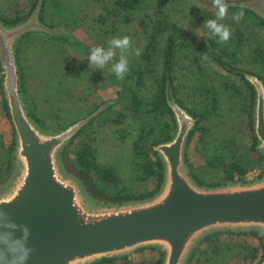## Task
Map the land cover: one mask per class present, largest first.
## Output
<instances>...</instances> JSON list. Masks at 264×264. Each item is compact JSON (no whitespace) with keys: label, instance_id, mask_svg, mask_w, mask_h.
Masks as SVG:
<instances>
[{"label":"water","instance_id":"95a60500","mask_svg":"<svg viewBox=\"0 0 264 264\" xmlns=\"http://www.w3.org/2000/svg\"><path fill=\"white\" fill-rule=\"evenodd\" d=\"M264 18V4L257 11ZM35 22L41 23L38 10ZM0 22L2 88L15 130L14 169L0 184V204L31 230L27 264H88L102 256L155 245L161 264H184L194 244L219 229L254 228L264 237V173L255 180L199 184L188 172L184 149L196 117L179 104L166 75L165 98L173 111V135L153 145L163 162V181L151 196L120 202L94 197L81 178L64 166L61 152L97 114L94 110L56 130H44L27 113L19 91L14 43L27 29L7 32ZM255 89L253 126L257 146L264 141V83L243 69ZM260 149V148H259ZM264 157V149H260ZM19 235V233H17ZM258 264H264V255Z\"/></svg>","mask_w":264,"mask_h":264},{"label":"trees","instance_id":"16d2710c","mask_svg":"<svg viewBox=\"0 0 264 264\" xmlns=\"http://www.w3.org/2000/svg\"><path fill=\"white\" fill-rule=\"evenodd\" d=\"M160 0H113V3L125 10L143 8L149 3H156ZM212 2V0H210ZM158 2L156 3L158 5ZM150 3V4H151ZM213 3V2H212ZM229 10L237 12L240 5H245V16L256 20L259 25L264 26V18L254 9L250 8L246 2L240 0H227ZM3 10H0V22L6 26H14L21 23L34 11L38 10V18L44 22L47 19L48 0H3ZM157 10H160L157 7ZM160 12V11H159ZM51 19V18H50ZM63 23L74 26L76 18L73 14L59 18ZM145 17L141 18L140 23L146 28V42L141 49L140 60H130V72L125 75L130 79L132 85H128L124 80L118 79L114 73L110 74L111 83L117 84L118 95L115 102L126 98L122 106L128 111L127 114L120 112L114 121L123 122L124 116L131 117L129 124H124L121 128H116L119 136H128L134 131L133 127L138 122V129L131 140L130 155L128 161L131 162L130 182L125 181L117 168L108 164H101L97 160L96 147L93 143V131L89 126L97 113L89 121L80 127L72 136L66 147L62 150V160L64 166L69 172L79 176L85 184L87 190L96 198L109 202H120L131 199H140L156 193L163 181V162L157 154L153 145L170 138L175 130V119L173 111L167 104L165 98L166 75L170 76L172 93L176 101L181 104L188 112L196 117L193 127L190 129L185 149L184 160L188 167V172L199 184L208 186L226 183L228 181H252L260 178L264 171V157L262 151L257 146V137L253 126V105L255 89L241 71H234V74L241 77L247 86V102L242 103L238 120H234L228 126H223L226 117L220 111L219 97L217 90L207 91L206 100L208 102L199 106L187 105L184 99L179 95L174 82L173 68L175 52L179 46L185 44L186 29L174 21L156 17L149 21L147 25ZM30 33L27 31L19 35L14 43L15 60L18 71L19 91L22 101L30 117L44 130H56L64 125L59 123L56 128L48 127L44 118L36 111L33 104L26 103V87L24 86L23 69L20 66L19 53L30 42ZM49 38L58 42H68L76 44L78 49L91 50L93 47L100 46L97 43L75 40L73 42L62 34H49ZM243 31L237 28L232 31V44L218 43V38H206L198 45L191 41V47L188 54L191 68H199L201 59L211 60L223 68L231 71V67L239 68L256 74L264 83V51L256 45L254 49V61L259 64L260 70L256 68L240 67L236 65L233 57L236 55L235 47L243 42ZM194 47V48H192ZM193 65H197L194 66ZM191 72L192 69H190ZM197 72V71H196ZM195 72V75L198 73ZM230 72V71H229ZM153 75L154 89L147 95L140 93L145 86L146 80ZM2 72L0 65V106L4 110L5 116L9 119V108L2 88ZM234 85L224 82L223 88ZM207 90V88H205ZM246 94V93H245ZM111 103V105H112ZM125 114V115H124ZM216 118L219 122L212 123ZM127 120V119H126ZM125 120V122H126ZM74 121V120H73ZM12 136L7 141H3L0 134V146L2 147L0 155V170L5 167L10 171L14 164L13 150L15 146V130L11 122ZM195 153L199 156L197 162L189 160V154ZM259 169L258 174L252 180H247L245 174L253 169ZM216 172H215V171ZM214 172L212 174L211 172ZM128 177V178H130ZM128 180V179H126ZM133 180V181H132ZM155 245H146L138 247L126 254L116 256H102L88 264H161L163 250ZM154 252V258L144 260L142 258H130L132 252ZM206 253L204 259L216 257L221 259V264H228V261L222 263L224 257L239 264H258L264 255V237L254 228L242 229H219L204 234L191 249L186 261L195 258L199 264L203 258L199 253ZM149 258V257H148ZM218 260V261H219Z\"/></svg>","mask_w":264,"mask_h":264},{"label":"rangeland","instance_id":"374dc122","mask_svg":"<svg viewBox=\"0 0 264 264\" xmlns=\"http://www.w3.org/2000/svg\"><path fill=\"white\" fill-rule=\"evenodd\" d=\"M240 1L246 2L250 8L256 11H261V6L264 4V0ZM2 2L3 0H0V10L4 9ZM150 3L143 8L125 10L117 7L113 0H48L47 19L44 22L40 21L39 25L35 22L36 11H34L19 23V26L6 29L7 32L12 33L20 30L22 25L26 27L43 25L45 27V30L32 28L19 33V35L26 31L30 33V42L19 53L24 86L26 87V103L33 104L41 118H44L47 126L52 128L58 127L59 123L66 125L94 110H97V113L101 112L89 126L94 135L93 143L96 147L97 160L101 164H108L117 168L127 182H130L131 179V162L128 161L131 140L138 129V122L136 121V126L133 127L134 131L128 136L121 138L117 134L116 128H121L126 123L129 124L130 121H127L131 117L124 116L123 122L114 121L120 112L128 113L122 106L128 97L126 95L123 101L121 100L118 104L112 103L115 102L118 95V85L111 83L110 74L113 73L111 63L104 69L90 68L87 57L91 50L78 49L76 44H69L68 42L54 41L49 38V34H62L73 42L78 39L84 42L97 43L105 48L108 47V41L113 37L129 36L133 42V49H142L146 42L144 32L146 27L140 23L141 18L145 17L148 25L152 19L165 16L183 26L187 33L186 40H184L185 44L179 46L173 61L174 82L179 95L187 105L197 107L204 104L209 100V98L206 100L207 91H219L220 111L226 117L222 125L226 127L240 118L238 114L240 107L243 101L247 102L248 88L241 77L234 74V71L206 59L199 61V68L194 67L197 65H193L194 68H191L192 64L188 56L191 41L198 45L208 38V30L204 27V23L207 19L215 18L216 9L213 3L210 0H160L158 5ZM157 7L160 10H157ZM69 13L76 18L74 26L67 25L59 19L61 15L64 16ZM233 13L229 10L228 17L222 23L229 26L232 31L240 28L243 31V36H245L240 45L233 44L232 47H229H235L236 55L233 60L240 67L260 70L259 64L254 61V49L256 45H259L264 51V26L247 16H244L237 23L232 19ZM232 43L234 41L229 40L225 44ZM127 58L128 61L138 60L142 62L140 56H136L134 51L127 54ZM116 59H119V50H117ZM195 72L198 75H195ZM123 80L126 84L132 85L130 79L124 77ZM224 82L234 85L237 90L231 86L224 89ZM154 86L153 75H151L146 80L145 86L141 88L140 93L147 95L154 89ZM211 122L218 123L219 121L213 118ZM0 134L4 142L12 136L11 122L5 116L1 106ZM1 150L2 147L0 146V155ZM198 159L199 156L194 152L189 154V160L197 162ZM14 165L10 171L6 170L5 167L0 170V184L4 183L12 174ZM258 171L257 168L249 170L245 174V178L247 180L254 179ZM211 173L214 174L213 171ZM153 253L132 252L129 257H143L144 260H148L154 258ZM199 254L203 258L199 264H221V259L219 260L214 256L204 259L206 253ZM227 261L228 264H239L229 257L222 259V263ZM184 264L197 263L193 258L190 261H185Z\"/></svg>","mask_w":264,"mask_h":264},{"label":"clouds","instance_id":"9594fccd","mask_svg":"<svg viewBox=\"0 0 264 264\" xmlns=\"http://www.w3.org/2000/svg\"><path fill=\"white\" fill-rule=\"evenodd\" d=\"M216 9L215 18L207 19L204 27L208 30V38H218V43L225 44L232 37V30L222 23L228 17L229 4L227 0H212ZM245 5H240L234 12L232 19L240 22L244 16ZM119 50V59L117 57ZM134 51L136 56L141 55V49H133L131 37H113L108 41V47H93L87 57L90 68L104 69L111 63V71L118 79L123 80L130 72L127 54ZM264 149V141L259 144ZM0 204V264H27L33 249L29 246L31 230L26 224L17 223L11 213ZM19 233V235H17Z\"/></svg>","mask_w":264,"mask_h":264}]
</instances>
